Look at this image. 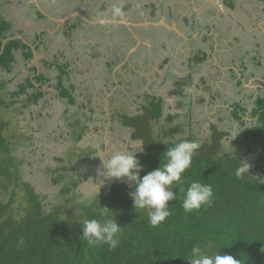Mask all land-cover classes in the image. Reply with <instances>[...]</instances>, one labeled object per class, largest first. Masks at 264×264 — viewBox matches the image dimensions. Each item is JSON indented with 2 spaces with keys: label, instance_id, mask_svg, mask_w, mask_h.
I'll use <instances>...</instances> for the list:
<instances>
[{
  "label": "trees",
  "instance_id": "16d2710c",
  "mask_svg": "<svg viewBox=\"0 0 264 264\" xmlns=\"http://www.w3.org/2000/svg\"><path fill=\"white\" fill-rule=\"evenodd\" d=\"M231 7L234 8V3ZM151 8L155 16L163 11L164 6L153 4ZM168 8L172 9L171 5ZM11 31V25L0 18V51L3 40L11 36ZM167 44L168 41H165L162 46ZM22 47L27 48L21 40L9 41L0 55V67L11 73L15 62L14 52ZM192 52L195 56L192 55L194 57H189V60L195 66L206 63L210 57L207 51L201 49ZM25 56L26 59L30 58L32 52ZM67 72V66L62 67V75ZM42 78L36 79L40 81ZM5 83L0 81V87L5 86ZM189 84L190 81H187L186 85ZM186 85L182 80L176 82L174 93L179 98H184ZM28 89H32V92ZM59 89L60 98L70 100L72 105L77 102L72 88L67 89L60 82ZM10 95L17 100L22 95L26 97L24 101L8 103L0 97V107L17 103H23L25 107L38 105L45 94L42 87H36L30 80L20 84L19 89ZM146 96L149 102L143 105V114L131 117L125 113L118 116L123 126L131 128L132 140L141 141L143 152L138 156L143 169L141 177L156 169L160 161L163 163L162 154L167 147L183 141L177 136H184L186 132L183 127L177 126L170 128L169 132L157 134L155 129L164 117L163 100ZM258 102L259 105L256 104L257 108L250 115L254 122L232 141V148L227 150L224 147V140L229 138L230 131L221 130L216 124L210 126V136L199 143L200 148L193 156L191 167L183 174L181 183L174 185L177 199L170 202L171 215L158 227L150 225L144 210L134 211L129 193L135 184L130 186L115 182L108 195L78 200V187L87 176L76 177L81 170L79 162L99 159L96 156L98 149L92 145L86 148L78 146L75 151L71 149L67 157L68 165L63 158L57 168L51 169L53 183L62 186L64 202L47 212L44 201L49 196L36 192L34 186L23 179L20 162L17 163L11 143L4 134L9 125L0 122V264H189L190 250L197 244L208 255L220 252L241 259L242 264H264V96H258ZM246 112L241 104L234 106L233 116L240 130L249 124L245 120ZM174 116L178 115H169L165 122L173 124ZM99 118L101 115L88 116L85 122L80 118L72 120L70 135L74 134V143L80 144L89 129L88 123ZM94 131H97L96 127ZM185 138L197 142L193 135ZM28 139L32 143L34 136L31 134ZM249 154L259 155L261 164L238 178L236 171L240 166L239 159L245 161ZM70 181L73 183L71 187ZM193 181L211 185L212 203L199 211L185 213L182 208L183 193L178 190L183 188L186 191ZM22 188L27 190L23 197L26 203H23L21 211H15V200L18 195H23ZM72 193L75 196L70 197ZM5 194H8L7 201L3 199ZM99 204L118 213L117 222L122 231L118 246L112 250L107 245L89 246L80 239V223L84 219L98 218Z\"/></svg>",
  "mask_w": 264,
  "mask_h": 264
},
{
  "label": "crops",
  "instance_id": "0c3cea01",
  "mask_svg": "<svg viewBox=\"0 0 264 264\" xmlns=\"http://www.w3.org/2000/svg\"><path fill=\"white\" fill-rule=\"evenodd\" d=\"M38 1L55 19L60 18L61 22L58 23V20L45 17L30 0H0V18L11 25L12 31L10 37L21 35L29 45L33 46V48H31L21 40L27 48L22 47L14 52L15 62L12 64V73L13 77L22 73L25 83L31 80L36 87H42V91L45 95L38 106H41V104L42 106H47L54 99L58 98L64 105L66 104L68 107L74 108L75 112L80 111V109H87L89 116L101 115V118L97 121L88 123L89 129L87 131L89 133L91 132V127H96V132L99 133H101V130L108 133L110 130L113 131L115 128L118 129L123 127L129 130L131 137V128L123 126L121 119L118 117L125 113H122L119 109L116 110L118 106H114L113 103L115 100H121L122 103H126L127 111L136 110L135 113L127 112L126 114L134 117L143 114L142 107L149 102V98H147L148 96L146 95H151L162 98L163 100L164 117L155 131L157 134L169 132V123L171 122L166 123L165 119L169 115L176 114L178 116H174L175 118L173 120L178 122L177 118L180 117V113L171 114L167 111L169 104L164 96L158 93V87L167 83L169 80L168 77L173 79L170 81H174L173 83H178L179 80H182V83L185 84H187V81H190L192 86L195 84L194 77H192L191 80L183 79L179 74L169 70L173 67L177 68L176 63L178 61L180 62V60L185 63L189 60V58L186 59L183 56L177 44L182 43L185 45V41H196L197 45L195 49L207 51L210 57L213 58V54L218 50V40L222 36L219 34L217 35L215 32L223 28L227 30L231 29L240 35H250L251 39L254 40L253 49L250 48L251 50H249V48L245 46L243 50L244 55L235 56L236 58L232 59L230 72L234 71L233 73L236 78V95L240 97L239 99L235 98L232 100L228 108L231 117L236 122L235 124L239 125L238 121L233 116V105L237 103L236 101L240 102L247 111L245 120L248 121L249 124L254 122L253 120H249L251 119L250 115L252 109L247 108V99H249L248 97L253 98L254 92H257V96H260L259 93L263 92L261 88L264 87V49L258 50L257 48L264 42V0H187V5L185 4V0H119V4L123 10V15L121 16H115L112 13L115 0ZM61 3L64 5L63 9L68 8V11L63 15L53 14V12L50 11L52 4H58L62 7ZM233 3L234 8L231 7ZM153 4H157V6L163 4V10H165L159 13L168 15L166 21L169 22V24L172 22L171 20L178 21L183 23L182 25L186 28L185 33L180 32V38H178L177 35L176 38L178 39L173 41L172 44H167L165 47L162 46V44L168 41V38H171L176 31H172L165 23H158V18H160L159 13L155 16H150L152 18V23L147 20L142 22L141 25H136L131 22L133 18L135 20L146 19L140 11L141 9L143 11L146 7L151 8ZM197 4L199 6L202 4H207L209 6L202 7L201 10H198L195 7ZM106 5L110 10H108L109 14H105V16H95L93 14L94 8L100 9ZM170 5L172 9L168 8ZM78 12L90 17L91 20L97 19L99 22L92 24L84 20ZM125 12H128V15H125ZM40 14L43 17H41ZM112 20L130 22L132 28L140 35L144 43L139 45L132 53H128V51L136 47V41L123 22L116 23L112 22ZM107 22L111 23L107 24ZM149 27H152L157 32H159L161 28L164 29L161 30L164 33L162 38L164 40H158L159 42H157L158 46L156 49L163 47L161 49L163 61L157 65V69L150 65V63L155 62L154 59L157 55V51L153 52L152 48L154 45L150 46L146 41L145 30ZM117 28L125 29L129 39L134 42L132 47H129L127 51H124L126 50V45L120 44L118 38L113 39L115 34L113 35L112 31ZM88 32H91V34L89 35ZM94 32H96V34L93 35ZM101 34L105 37L106 45L102 44L103 39ZM157 34L158 33H156V36ZM165 35L168 38L165 37ZM260 37H262L263 41H258ZM235 39L240 40L237 36ZM257 51L260 52V54H256L255 52ZM28 52H32V56L26 59L25 54H28ZM141 52L144 53V58L143 60L140 58L142 61L139 60L136 62L135 56L139 55ZM185 53L188 52L186 51ZM87 55H90L94 61L93 59L89 60ZM236 59L238 61H236ZM171 61L175 64L170 65ZM64 66H67L68 72L62 75L61 69ZM143 66H145V68L142 69ZM98 67H100V70H98ZM256 67H258V75L254 74ZM0 69L4 68L0 67ZM53 70H56L55 77H51L49 73ZM161 70L164 71L161 72ZM5 72L8 73L6 70ZM81 72L86 74V78H88L89 81L91 80L101 85V95L99 99H102V102L96 103V107L90 98L91 94L83 92L81 88H79L81 83H75L74 76L79 75ZM187 74L189 77L190 73L188 72ZM0 75H4L3 70H0ZM41 76H43V78L38 81L36 78ZM133 77L136 78L135 82L133 81ZM60 78H62V81H60ZM5 80L7 82L9 78ZM53 80H55V83H52ZM199 81H201V79H199ZM60 82L66 88H72V93L77 101L73 105L70 100L60 98ZM128 92H131V94H134L136 97L133 96L134 99L132 100ZM141 93H143V97L140 95ZM203 95H201V98ZM138 99H141L142 103H138ZM136 103L139 104L137 107ZM206 103V105H209V102ZM139 107L140 109H137ZM213 107L214 109L211 116H214L216 121L222 120L223 118L218 119V113L221 112V108L218 109L217 106ZM97 108H100L101 111L98 113L94 111L90 113L92 109L95 110ZM43 109L46 110L47 107ZM83 113L85 114V111ZM39 115L45 117L48 116L49 113H44L41 110ZM103 121L106 123H103ZM178 123L182 124L183 122L181 121ZM212 124L217 125L216 122L212 121L209 125V130ZM186 126L188 125L183 126V130L187 132ZM233 129L234 131L237 130L236 127H233ZM188 131L190 130L188 129ZM32 135L36 138L35 134L32 133ZM179 136L180 135L177 137L180 138ZM104 138L106 139L107 137L105 136ZM105 139L104 141L107 143L108 141ZM235 140L236 139L232 141ZM139 142L141 143V141ZM104 146L106 147V144L102 142L100 148ZM142 152L143 150L137 155V159Z\"/></svg>",
  "mask_w": 264,
  "mask_h": 264
},
{
  "label": "rangeland",
  "instance_id": "374dc122",
  "mask_svg": "<svg viewBox=\"0 0 264 264\" xmlns=\"http://www.w3.org/2000/svg\"><path fill=\"white\" fill-rule=\"evenodd\" d=\"M170 1V0H169ZM179 1V0H176ZM184 1V0H182ZM186 5H187V0ZM219 1V0H217ZM60 5H53L51 6V12L56 15H63L68 11V8H64V5L61 3ZM209 6L202 4L199 6L198 4L195 6L198 10H201L202 7ZM109 8L107 5L103 8H94L93 14L95 16H105V14L108 13ZM150 10V13H149ZM110 11V10H109ZM164 11V10H163ZM143 16H145L146 19L143 20H135L134 18L131 19V22H133L136 25H141L142 22L148 21L152 23V11L151 8L146 7L143 11L141 9L140 11ZM159 13V12H158ZM186 13V12H185ZM212 14V13H210ZM125 15H128V12H125ZM160 18H158V23H165L168 25L169 28L176 31V33L173 34V36L168 38L166 35L165 37L168 38V44H172L173 41L180 38V32L185 33L186 28L182 25L183 23H180L178 21H173L169 24V22L166 21L168 18L167 14L159 13ZM158 16V17H159ZM212 16V15H211ZM224 24V23H223ZM228 28V27H227ZM229 29V28H228ZM125 30V29H124ZM124 30L121 31H112L113 35L115 34L114 38H118L120 40V44L126 45V50L129 47H132L133 41L129 39V37L124 33ZM89 35L91 32H88ZM217 35H222L217 44V52L213 54V58L210 57L206 63L195 66L190 60H188L186 63L178 61L176 63L177 68L173 67L169 70L179 74L183 79H192L194 77V85L190 83V85L185 86V91L183 93L184 98H178L177 94L174 93L176 83L170 82L173 80L171 77H168L167 83L163 84L162 86L158 87V93L162 94L165 98V100L169 104L168 112L173 113H180V117H178V122H183L182 124L178 122H174V124L169 123L170 128H176L177 126H186L187 127V133L185 132L182 136L180 135V139L185 140L186 136L193 135V137L197 140L198 143H202L205 139H207L210 136V130L209 125L210 123L216 122L219 129L224 131H230L229 138H226L224 140V147L228 150L229 147L232 148V138L234 135H237L244 131L247 128H250L251 125L248 124L247 127H244L241 129V127L237 124H235V120L230 115L229 106L232 100L239 99L240 96L236 95V78L234 75V71L230 72V66L232 65V59L236 58L235 56H241L244 55L243 50L244 47H248L249 50L254 48V40L251 39L250 35H240L237 32L232 31L231 29H223L220 28L219 31L215 32ZM96 34V32L93 33V35ZM103 45H106L105 37L103 34ZM162 34L158 33L156 35H145L146 41L153 46V52L157 51V55L155 57V62L150 63V65L154 66L155 69H157V65L160 64L163 61V56L161 54L162 48H157V42L158 40L161 41L160 37ZM178 35V36H177ZM176 36L178 38H176ZM240 38V40H236L235 37ZM127 38V40H126ZM176 38V39H175ZM164 40V39H163ZM162 40V41H163ZM258 41H263L262 37L258 39ZM185 41V45L182 43L177 44L178 48L182 51L183 56L188 59L192 55H194L193 50H195V47L197 45V42L194 41ZM128 44V45H127ZM148 48V47H147ZM251 48V49H250ZM188 53H185V52ZM123 52V51H122ZM121 52V53H122ZM236 54V55H235ZM161 56V57H160ZM195 56V55H194ZM192 56V57H194ZM88 59H93L90 55H87ZM144 58V53L141 52L139 55L135 56V61H139ZM184 58V59H185ZM141 60V61H142ZM94 61V59H93ZM236 61H238L236 59ZM94 64V63H93ZM175 63L173 61L170 62V65H174ZM144 65V64H143ZM180 67V68H178ZM100 67H98V70ZM145 68V66L142 67V69ZM186 68V69H185ZM190 69V70H189ZM3 70L4 75H0V81L6 82V78H9V83H5V86L0 87V97L5 101H24L25 95H22L17 100L15 97H13L11 94L12 91H17L19 89L20 84H24V75L22 73H19L18 75H15L13 77V73H6L4 69ZM129 71V70H128ZM164 70H161L163 72ZM56 70L50 71V76L55 77ZM189 77H188V74ZM258 67H256L254 74L258 75ZM191 76V77H190ZM13 77V78H12ZM75 83H81L79 88L83 92L89 93L90 98L96 107V103H101L102 99L100 98V89L101 85L99 83H96L94 81H89L88 78H86V74L84 72L79 73V75L74 76ZM201 79V81H199ZM12 80V81H11ZM136 78L133 77V81L135 82ZM184 81V80H183ZM238 81V80H237ZM52 83H55V80L52 81ZM247 83V82H246ZM175 84V85H174ZM208 85V86H207ZM135 86V83H134ZM211 88H210V87ZM68 89V88H67ZM105 89V88H104ZM30 92H32V89H28ZM27 91V92H29ZM141 91V90H140ZM210 91V92H209ZM210 93V94H209ZM131 99L133 100L135 96L134 94H131V92H128ZM204 94V95H203ZM257 94L254 92L253 98L248 97V109H256L257 105H259V102L257 103ZM88 95V94H87ZM143 97V93L140 94ZM172 95V96H171ZM201 95L202 98H201ZM136 97V96H135ZM136 100V98H135ZM180 101H184L183 104L180 103ZM124 102V101H123ZM138 103H142L141 99H138ZM209 102V105H206ZM42 103V102H41ZM136 103L137 105H139ZM126 103H122L121 100H115L113 105H117L116 108L119 109L122 113H135L136 110L127 111V107L125 105ZM237 104H241L237 101L236 105H233L237 107ZM257 104V105H256ZM213 106H217L218 109L221 108V112L218 113L219 117L218 119L223 118L222 120L216 121L214 116L212 115V111L214 109ZM47 107L46 110L43 108ZM137 109H140L137 108ZM42 112L46 113L48 112L49 115L45 117H39V114ZM85 111V114L83 113ZM100 108L95 109V113L100 112ZM77 112V111H76ZM74 111V108L68 107L66 104L64 105L60 100L54 99L49 105L47 106H41L37 105H30L25 107L23 103H17L14 106L8 107L7 105L0 107V122L7 123L9 126L6 128L4 134L8 140L9 143H11V148L14 151V155L16 156L17 163L21 165V174L23 175V179L27 181L28 183H31L36 192L47 194L49 197L44 201L45 210L47 212L53 211L54 206L61 205L64 202V195L61 191L62 186L61 185H55L53 183L54 181V175L51 174L52 170L54 168H57L59 166L58 162H60V159H63L66 165H68V152L73 149L75 151L78 146L81 147H89V145H92L93 147L98 149V154L96 155L99 158V153L104 152L106 155V158L109 154H113L116 152H126L129 154H136V156L142 151L141 143L139 141H134L130 137V132L126 128H118L113 131L110 130V132H104V130H101V133L99 132H93V128L91 127V132L89 133L87 131L85 135V139L80 142V144L74 143V134L70 135L71 133V122L72 120H75L77 118H80L83 122L87 120L89 114L87 109H80L76 113ZM208 113V114H207ZM164 116V112H163ZM74 118V119H73ZM40 123L42 125H40ZM103 123H106L103 121ZM235 125V126H234ZM250 125V126H249ZM92 126V124H91ZM94 126V125H93ZM106 126V124H105ZM233 127H236L237 130L234 131ZM35 128V129H34ZM169 128V129H170ZM188 129L190 131H188ZM37 132V133H35ZM35 134L36 140L32 139V141L35 143L33 146V142L29 143V135ZM107 137L106 139L104 137ZM105 140L108 142L106 143ZM234 139H237L236 137ZM233 139V140H234ZM105 143L106 147L100 148L101 144ZM34 151H33V150ZM72 151V150H71ZM75 158V156H74ZM73 158V159H74ZM259 155L249 154L247 155L245 161L248 162L252 169L259 166L261 163H259ZM59 159V160H58ZM85 159V158H83ZM101 160L102 157L94 162H90V160H81L79 162V166L81 167V170L76 174V177H83L85 174V180L82 182L78 187V193H80L79 199L80 201L88 200L91 197H98L101 194L108 195V192L111 188V186L115 182H124L129 184L130 186H133L134 183H129L127 179L124 180H105L102 176L99 175L100 166H101ZM52 169V170H51ZM75 177V178H76ZM100 184V192L96 190V185ZM69 186H73L72 181L69 182ZM12 189V188H11ZM22 196L18 195L16 198V204L14 206L15 211H21L26 201L23 199L24 194L27 193V190L25 188H22ZM75 196V193L70 194V197ZM5 201L8 200V194H5L4 198ZM25 201V202H24ZM24 203V204H23Z\"/></svg>",
  "mask_w": 264,
  "mask_h": 264
},
{
  "label": "clouds",
  "instance_id": "9594fccd",
  "mask_svg": "<svg viewBox=\"0 0 264 264\" xmlns=\"http://www.w3.org/2000/svg\"><path fill=\"white\" fill-rule=\"evenodd\" d=\"M112 13L115 16L123 15L119 0H115ZM236 137L233 136L232 140ZM200 144L195 141L183 140L172 147H167L162 154L164 162L159 166L140 176L142 166L138 162L136 154L116 152L106 158L104 152L99 153L102 157L99 175L105 180H124L134 183V189L129 193L132 199L134 211L144 210L147 213L152 227H158L170 215V202L177 199V193L173 191L174 185H179L183 174L188 170L193 161V156L199 150ZM240 166L236 171L239 178L243 174L250 173L251 165L240 160ZM98 193L101 185L95 186ZM183 193L182 208L185 213L199 211L202 207L212 203L213 190L211 185L193 181ZM118 213L107 208H97L98 218L84 219L82 223L81 242H87L89 246L107 245L109 250L115 249L120 242L121 226L117 222ZM228 248V247H224ZM222 248V249H224ZM189 264H242L232 255L220 254L208 255L201 246L194 245L190 250Z\"/></svg>",
  "mask_w": 264,
  "mask_h": 264
},
{
  "label": "water",
  "instance_id": "95a60500",
  "mask_svg": "<svg viewBox=\"0 0 264 264\" xmlns=\"http://www.w3.org/2000/svg\"><path fill=\"white\" fill-rule=\"evenodd\" d=\"M32 3H34L36 6H37V8L39 9V11L45 16V17H47V18H49V19H52V20H58L59 22L58 23H60L61 22V19L60 18H58V19H55L52 15H50L41 5H40V3H39V1L38 0H30ZM78 14L81 16V17H83V19L84 20H86V21H89L90 23H92V24H96V23H98L99 22V20H91L90 19V17H88V16H86V15H84V14H82V13H80V12H78ZM63 21V20H62ZM112 22H116V23H122L123 22V24L127 27V29L129 30V33L131 34V36L134 38V40L136 41V43H135V48H132L131 49V51H128V53L130 52V53H132L133 51H135L137 48H138V46L139 45H141L142 43H144V41H142V38L140 37V35L132 28V24L130 23V22H127V21H123V20H121V22L120 21H115V20H112ZM109 23H111V22H107V24H109ZM16 39H20V40H22L24 43H26V44H28L27 42H26V40H25V38H23L21 35H16V36H14V37H10V38H7V39H5V40H3V43H2V46H1V51H0V55L2 54V52L4 51V48H5V45L9 42V41H11V40H16ZM29 45V44H28ZM31 48H33V46L32 45H29Z\"/></svg>",
  "mask_w": 264,
  "mask_h": 264
},
{
  "label": "flooded vegetation",
  "instance_id": "af4514ba",
  "mask_svg": "<svg viewBox=\"0 0 264 264\" xmlns=\"http://www.w3.org/2000/svg\"><path fill=\"white\" fill-rule=\"evenodd\" d=\"M115 30H117V31H121V30H123V28L122 29H120V28H117V29H114L113 31H115ZM145 30V29H144ZM143 31V30H142ZM145 32H146V35H149V36H151V35H156V33H160V32H162L161 30H159V32H157L155 29H153L152 27L150 28H148L147 30H145ZM124 33L127 35V33H126V30H124ZM113 34V33H112ZM160 34H162L161 35V37H160V39H161V41L163 40L162 38H163V35H164V33L162 32V33H160ZM126 40H127V38H126ZM258 48V50H262V49H264V42L260 45V46H258L257 47ZM251 52V51H250ZM256 54H260V52H255ZM262 90L261 91H263V92H261V93H259L260 95H262V96H264V87H262L261 88ZM257 93V92H256ZM237 102V101H236ZM235 105V104H234ZM39 117H43L42 115H39ZM249 120H252V119H249ZM254 121V120H253ZM40 125H42L41 123H40ZM34 140H36V138H34ZM33 144V146H34V142L32 143ZM33 150V149H32ZM34 151V150H33Z\"/></svg>",
  "mask_w": 264,
  "mask_h": 264
}]
</instances>
